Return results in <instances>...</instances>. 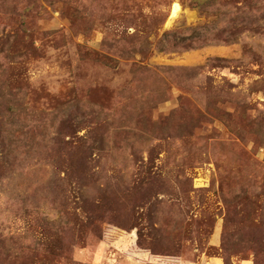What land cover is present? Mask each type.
<instances>
[{
  "label": "rangeland",
  "instance_id": "1",
  "mask_svg": "<svg viewBox=\"0 0 264 264\" xmlns=\"http://www.w3.org/2000/svg\"><path fill=\"white\" fill-rule=\"evenodd\" d=\"M216 258L264 264V0H0V264Z\"/></svg>",
  "mask_w": 264,
  "mask_h": 264
},
{
  "label": "bare ground",
  "instance_id": "2",
  "mask_svg": "<svg viewBox=\"0 0 264 264\" xmlns=\"http://www.w3.org/2000/svg\"><path fill=\"white\" fill-rule=\"evenodd\" d=\"M181 10L182 9L179 3H174L171 6V12H170V17L168 19V24H170L173 20L179 17V15L181 14Z\"/></svg>",
  "mask_w": 264,
  "mask_h": 264
},
{
  "label": "crops",
  "instance_id": "3",
  "mask_svg": "<svg viewBox=\"0 0 264 264\" xmlns=\"http://www.w3.org/2000/svg\"><path fill=\"white\" fill-rule=\"evenodd\" d=\"M210 260H212V261H213V260H214V258H213V259H210ZM215 260H217L218 262H213L212 264H222V262H221V260H220V259H217V258H216Z\"/></svg>",
  "mask_w": 264,
  "mask_h": 264
}]
</instances>
